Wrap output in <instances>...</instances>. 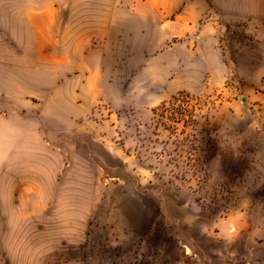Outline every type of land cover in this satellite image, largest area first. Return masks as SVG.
<instances>
[{
  "label": "rangeland",
  "instance_id": "obj_1",
  "mask_svg": "<svg viewBox=\"0 0 264 264\" xmlns=\"http://www.w3.org/2000/svg\"><path fill=\"white\" fill-rule=\"evenodd\" d=\"M158 1L127 40L92 43L106 55L96 73L47 75L77 89L27 91L48 143L77 147L80 223L90 217L87 241L46 264H264V20L212 6L202 23L218 45L200 57L174 23L182 5ZM205 61L219 68L192 66ZM57 92L72 99L61 113ZM180 93L175 125L162 105Z\"/></svg>",
  "mask_w": 264,
  "mask_h": 264
},
{
  "label": "crops",
  "instance_id": "obj_2",
  "mask_svg": "<svg viewBox=\"0 0 264 264\" xmlns=\"http://www.w3.org/2000/svg\"><path fill=\"white\" fill-rule=\"evenodd\" d=\"M171 2L182 5L174 23L182 24L186 38L194 37L200 57L218 45L216 28L202 23L212 6L232 20H264V0H164L163 8ZM143 7L157 15L160 1L0 0V264H46L64 245L87 241L90 217L80 223L77 205L78 149L48 143L40 117L25 113L32 110L27 91L41 96L48 89H77L63 78L96 73L92 59L105 51L92 43L127 40ZM192 66L219 68L206 61ZM48 74L62 80L49 83ZM70 100L57 92L55 108L61 113Z\"/></svg>",
  "mask_w": 264,
  "mask_h": 264
},
{
  "label": "trees",
  "instance_id": "obj_3",
  "mask_svg": "<svg viewBox=\"0 0 264 264\" xmlns=\"http://www.w3.org/2000/svg\"><path fill=\"white\" fill-rule=\"evenodd\" d=\"M182 96V93L178 94L177 96H173L170 101L165 102L162 105V109H164L165 112L171 113L172 122L175 125L182 123L183 120L179 117H182L185 114L184 110H179V107H181L180 105H178V107L175 105L177 103H181L180 98H182ZM188 99L189 98L187 97V100L185 101L186 103L189 102ZM203 163L206 164L207 161H204Z\"/></svg>",
  "mask_w": 264,
  "mask_h": 264
}]
</instances>
